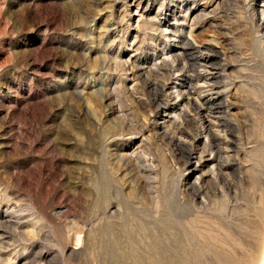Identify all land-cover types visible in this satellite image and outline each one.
Listing matches in <instances>:
<instances>
[{"label": "rangeland", "instance_id": "rangeland-1", "mask_svg": "<svg viewBox=\"0 0 264 264\" xmlns=\"http://www.w3.org/2000/svg\"><path fill=\"white\" fill-rule=\"evenodd\" d=\"M140 1L0 0V264H264V0Z\"/></svg>", "mask_w": 264, "mask_h": 264}, {"label": "bare ground", "instance_id": "bare-ground-1", "mask_svg": "<svg viewBox=\"0 0 264 264\" xmlns=\"http://www.w3.org/2000/svg\"><path fill=\"white\" fill-rule=\"evenodd\" d=\"M141 1H142V0H141ZM141 1L139 2V4H141ZM198 10H200V9H198ZM200 12H201V11H200ZM261 12L263 13L262 17H264V10L261 11ZM171 29H172V28H171ZM168 30H169V29H168ZM191 36H192V35H191ZM190 39H192V38H190ZM194 40H195V39H194ZM199 40H200V39H199ZM212 40H213V38H212ZM212 40H210V39L204 40L203 42H201L200 45H198L197 43H188V45H189V47H190L191 49H197V48H201V47H202V48H208V47H212V46H213L212 44H213L214 42H213ZM215 45H216V43H215ZM213 47H214V46H213ZM216 47H217V46H216ZM209 49H210V48H209ZM211 49H212V48H211ZM208 51H209V50H208ZM210 51H211V50H210ZM214 51H215V50H214ZM201 53H202V52H201ZM207 53H208V52H207ZM194 56H195V55H194ZM208 58H209V57L206 56V57H205V60H208ZM167 63H168V62H167ZM202 65H203V64H202ZM208 70H209V69H208ZM208 72H209V71H208ZM198 74H199V73H198ZM202 74H203V73H202ZM211 74H212V73H211ZM199 75H200V74H199ZM205 75H206V74H205ZM196 77H197V76H196ZM208 77H209V76H208ZM214 77H216V76H215V74H214V72H213V74L210 75L209 78H214ZM205 78H206V77H205ZM203 80H204V79H203ZM207 80L209 81V79H207ZM207 80H206V82H203L204 84L202 83L204 86L206 85L205 83H207ZM204 81H205V80H204ZM214 82H215V81H214ZM210 83H211V82H210ZM199 84H200V83H199ZM199 84H198V85H199ZM202 84H201V86L203 87ZM217 86H218V85H217ZM190 87H191V86H189V88H190ZM194 87H195V86H194ZM194 87H192V89H193ZM199 87H200V85H199ZM207 87H208V88H207ZM196 88H198V86H197ZM196 88H194V89H196ZM206 88H207V89L210 88V90L212 91L213 89L216 88V86H215L214 84L211 83V84H208V85L206 86ZM206 88H205V89H206ZM180 89H181V88H180ZM190 89H191V88H190ZM200 89H201V88H200ZM203 89H204V87H203ZM203 89H202V91L205 90V89H204V90H203ZM207 89H206V90H207ZM186 90H188V89H186ZM206 90H205V91H206ZM210 90H207V91H210ZM177 91H179V90H177ZM181 91H182V90H181ZM184 91H185V90H184ZM184 91H182V94H183ZM192 91L194 92L195 90H192ZM196 91L198 92V91H201V90H196ZM202 91H201V92H202ZM186 92H187L186 94H188V91H186ZM190 92H191V91H190ZM193 92H191V93H193ZM201 92H200V93H201ZM214 92H215V91H214ZM180 93H181V92H180ZM180 93L178 92L177 94H180ZM215 93L217 94V92H215ZM182 94L179 95V96H182ZM184 94H185V93H184ZM189 94H190V93H189ZM189 94H188V95H189ZM206 94H207V93H206ZM206 94H205V95H206ZM220 94H221V93H220ZM170 95H171V94H170ZM191 95H192V94H191ZM218 95H219V93H218ZM184 96H186V95H184ZM188 97H189V96H188ZM191 97H192V96H191ZM193 97H194V96H193ZM193 97H192V98H193ZM176 98L178 99L179 97H177V95H176ZM181 98H182V97H181ZM186 98H187V97H186ZM189 98H190V97H189ZM192 98H190V99H192ZM194 98H195V97H194ZM196 98H198V97H196ZM203 98H204V96H203ZM212 98H213V97H212ZM214 98H216V96H215ZM183 99H184V98H183ZM187 99H188V98H187ZM190 99H189V100H190ZM210 99H211V98H208V100H210ZM178 100H179V99H178ZM194 100H195V99H194ZM206 100H207V99H206ZM215 100H216V99H215ZM196 101H201V99H200V100L197 99ZM203 101H204V100H203ZM188 102L190 103V101H188ZM199 103H200V102H199ZM199 103H198V104H199ZM206 103H207V102H206ZM194 105H195V104H194ZM192 106H193V105H192ZM162 107H163V106H162ZM212 107H213V106H212ZM200 108H201V106H200ZM161 109H162V108H161ZM184 109H185V108H184ZM184 111H185V110H184ZM209 111H210V110H209ZM181 113H182V112H181ZM209 114H210V113H209ZM211 114H212V113H211ZM176 115H177V114H176ZM207 115H208V113H207ZM210 116H211V115H210ZM213 116H214V115H213ZM216 116H217V115H216ZM195 117H196V116H195ZM221 117H222V115H221ZM224 119H225V118H224ZM226 119H227V118H226ZM178 121H179V120H178ZM212 121H213V120H212ZM216 121H217V120H216ZM225 121H226V120H225ZM207 123H208V126H205V127H204V130L206 129V133H207L208 136L210 135V136L213 137V135H214V136H215V135L217 136V134H218V135L221 134V133H218V131H216V130H214V129L212 128V124H213L214 122L212 123L211 120L208 119V122H207ZM223 123H224V122H223ZM218 124H219V122H218ZM224 124H225V123H224ZM182 127H183V126H182ZM220 127H221V126H220ZM183 131H185V130H183ZM180 132H181V131H180ZM184 133H185V132H184ZM187 133H188V132H187ZM190 134H191V133H190ZM222 136H223V135H222ZM222 136H221V137H222ZM228 140H229V139H228ZM226 141H227V140H226ZM217 146H218V145H217ZM219 148H220V146H219ZM217 149H218V148H217ZM221 149H222V148H221ZM228 149H229V148H228ZM219 153H220V152H219ZM193 156H194V155H192V152H190V153H189V158L192 159V158H194ZM195 157H196V156H195ZM198 160H199V159H198ZM200 160H201V159H200ZM195 167H198V165L195 166ZM194 169H195V168H194ZM200 169H201V168H200ZM214 170H215V169H214ZM201 178H202V177H201ZM201 178L198 177V179H201ZM198 179H197V181H198ZM197 181H196V182H197ZM199 181H200V180H199ZM206 192H207V191H206ZM210 196H211V195H210ZM203 200H204V199H203Z\"/></svg>", "mask_w": 264, "mask_h": 264}]
</instances>
